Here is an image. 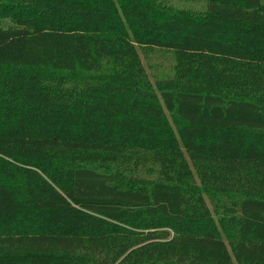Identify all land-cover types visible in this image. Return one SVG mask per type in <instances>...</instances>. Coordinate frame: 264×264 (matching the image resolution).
I'll return each mask as SVG.
<instances>
[{
  "label": "trees",
  "instance_id": "obj_1",
  "mask_svg": "<svg viewBox=\"0 0 264 264\" xmlns=\"http://www.w3.org/2000/svg\"><path fill=\"white\" fill-rule=\"evenodd\" d=\"M204 1L0 0V264H264V0Z\"/></svg>",
  "mask_w": 264,
  "mask_h": 264
},
{
  "label": "rangeland",
  "instance_id": "obj_2",
  "mask_svg": "<svg viewBox=\"0 0 264 264\" xmlns=\"http://www.w3.org/2000/svg\"><path fill=\"white\" fill-rule=\"evenodd\" d=\"M161 5L167 8L185 10L188 12H203L207 6L204 0H159ZM12 26L8 18L0 19V27L6 29ZM169 50L162 47H154L147 51L146 54L141 52L142 61L146 67L148 74L154 81L155 78H160L170 74L172 69V58L168 53ZM168 122L173 131L178 129V121L175 118L168 116Z\"/></svg>",
  "mask_w": 264,
  "mask_h": 264
}]
</instances>
